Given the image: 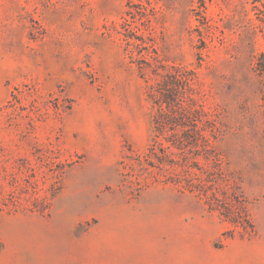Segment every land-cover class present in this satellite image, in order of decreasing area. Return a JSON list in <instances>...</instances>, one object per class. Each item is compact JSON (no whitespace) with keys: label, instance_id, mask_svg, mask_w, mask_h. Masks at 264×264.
Here are the masks:
<instances>
[{"label":"rangeland","instance_id":"obj_1","mask_svg":"<svg viewBox=\"0 0 264 264\" xmlns=\"http://www.w3.org/2000/svg\"><path fill=\"white\" fill-rule=\"evenodd\" d=\"M0 264H264V0H0Z\"/></svg>","mask_w":264,"mask_h":264}]
</instances>
